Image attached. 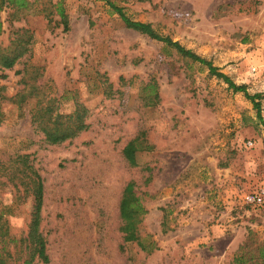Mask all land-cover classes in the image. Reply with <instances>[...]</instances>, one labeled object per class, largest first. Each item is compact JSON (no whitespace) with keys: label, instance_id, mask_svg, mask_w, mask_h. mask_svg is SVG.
Returning a JSON list of instances; mask_svg holds the SVG:
<instances>
[{"label":"rangeland","instance_id":"1","mask_svg":"<svg viewBox=\"0 0 264 264\" xmlns=\"http://www.w3.org/2000/svg\"><path fill=\"white\" fill-rule=\"evenodd\" d=\"M27 1V12L0 13V47L22 38L29 49L0 71V159L29 155L43 180L47 264H235L250 237L264 242V204L244 201L264 187V0H114L259 94L261 120L243 93L127 29L104 1ZM76 106L87 127L60 144L31 123L35 107L68 115ZM138 136L152 149L130 167L122 149ZM126 191L144 211L146 250L120 231ZM0 211L11 237L27 234L30 197L3 183Z\"/></svg>","mask_w":264,"mask_h":264},{"label":"trees","instance_id":"2","mask_svg":"<svg viewBox=\"0 0 264 264\" xmlns=\"http://www.w3.org/2000/svg\"><path fill=\"white\" fill-rule=\"evenodd\" d=\"M104 1L111 11L116 14L127 29L135 31L148 38L163 43L165 46L174 49L177 54L187 58L194 63L205 66L209 74L222 80L233 92L243 93L256 111V117L261 120V103L259 94H249L245 85H236L227 75L221 73L210 61L196 55L190 50L183 48L178 42L172 41L168 37L158 34L149 23H142L131 19L123 7L119 6L114 0ZM133 0H122L129 2ZM145 2L147 0H134ZM31 4L27 0H0V13L3 9H10L17 12L29 11ZM57 15L60 17L64 29L68 28L67 17L60 5L57 6ZM46 16H49L47 13ZM3 22L0 18V34L2 33ZM28 41L22 38H12L7 47H0V71L12 69L17 62L28 52ZM16 98V100H15ZM14 98L18 107L23 105L26 99L25 89H22ZM31 123L37 132H40L44 141L49 145L60 144L68 139L74 138L78 133L86 129L85 109L76 106L71 114H53L50 108L37 109L30 111ZM152 147L138 136L128 142L122 149V156L130 167H137L136 154L138 152L150 151ZM6 183L14 189L21 190L26 196L31 198L35 216L28 225L27 234L19 239L9 235L6 220L0 211V264H42L48 263L46 253V241L39 231L40 212L43 203L44 186L43 180L37 170L29 160V155L15 154L7 159H0V186ZM142 206L137 197L132 193L124 192L119 204V214L122 220L120 231L124 235L126 242L139 243L142 250H146L141 243L138 234L140 215L143 214ZM255 247V248H254ZM235 264H264V242L253 243L251 237L238 249L234 258Z\"/></svg>","mask_w":264,"mask_h":264},{"label":"built area","instance_id":"3","mask_svg":"<svg viewBox=\"0 0 264 264\" xmlns=\"http://www.w3.org/2000/svg\"><path fill=\"white\" fill-rule=\"evenodd\" d=\"M251 72H255V68H251ZM249 145H251L249 143ZM244 201L247 205L253 207H261L264 204V187L259 188L255 192L248 193L244 196Z\"/></svg>","mask_w":264,"mask_h":264}]
</instances>
